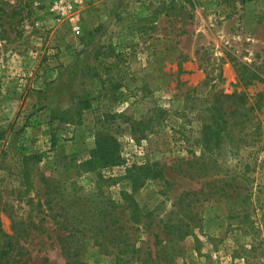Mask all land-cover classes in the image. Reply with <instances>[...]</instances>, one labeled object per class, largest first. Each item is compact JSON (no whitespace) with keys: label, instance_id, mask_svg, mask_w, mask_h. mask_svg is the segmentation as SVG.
<instances>
[{"label":"rangeland","instance_id":"rangeland-1","mask_svg":"<svg viewBox=\"0 0 264 264\" xmlns=\"http://www.w3.org/2000/svg\"><path fill=\"white\" fill-rule=\"evenodd\" d=\"M90 32L132 79L113 104L121 161L109 166L87 163L105 101L78 124L52 114L83 93ZM146 163L160 175L133 188L128 169ZM99 208L145 256L188 232L166 264H264V0H0V226L13 241L0 264H66L59 236L93 232ZM93 236L83 259L115 264Z\"/></svg>","mask_w":264,"mask_h":264},{"label":"trees","instance_id":"trees-1","mask_svg":"<svg viewBox=\"0 0 264 264\" xmlns=\"http://www.w3.org/2000/svg\"><path fill=\"white\" fill-rule=\"evenodd\" d=\"M92 34L90 32L89 38L87 36L82 37V41L85 43L86 50L88 51V60L82 73L83 93L78 96L70 107L53 110L52 114L59 120L78 124L83 121L84 112L93 107L95 100H101V103L105 101L107 108L105 109L101 105L98 108L99 112L95 114L97 118L96 124L99 125V130L97 129L96 132V147L93 150L92 159L87 163L109 166L121 161L119 140L112 131V123L116 121L115 118L118 117L119 111L113 107V104L119 97L120 93L118 91L123 86L131 87L128 82L130 80L132 81V79L129 76L127 63L123 57L114 53V49L111 48L112 45L109 46L113 52L108 54L103 53L102 47L98 48L96 45L93 46L91 44ZM221 118L227 124V117L222 116ZM201 132V141L205 144V147H210L209 144L214 134L213 125L209 121L204 122ZM208 152H210V155L215 154L212 148H208ZM196 158V156L188 158L186 162L192 164L191 166L196 169L198 175H205L209 168L208 162L203 160L199 163L198 167H195L194 163L199 161ZM127 173L126 177L132 183L133 188H137L138 186H142L145 183V179L150 175H160L161 169L153 168V166L146 163L141 166L134 165L133 168L128 169ZM217 192L220 194H229V190L226 188H220ZM211 193H213L212 190L209 194ZM124 194L125 197H123V200L129 202L128 205L133 209V216L137 218L142 214L141 208H139L136 200L129 193L124 192ZM99 211L104 218H100L96 229H91L93 232L89 233L88 228L81 229L80 227L73 226L69 233L59 236L61 249L67 260L66 264H90L83 259L85 241L90 235H94V244H100L103 251H106L108 254L114 253L117 259L115 264H123L124 254H132L134 259L141 260V264H166L169 256H172L173 253L171 240L174 241L176 237L179 239L184 238L188 234V232H183L182 229L175 231L172 228L170 232L173 234L169 238V242L160 246L158 254L152 255L149 252L150 254L145 256L146 253L142 254L141 248L137 247L133 241H130V236L126 231L125 225L116 218L109 216L110 209L99 208ZM66 227L65 225L64 228ZM2 235L8 237V239L1 240L0 253L3 257H10L13 241L11 240V236L3 233L0 226V239ZM71 241L76 243L73 244ZM163 251L164 254L162 253Z\"/></svg>","mask_w":264,"mask_h":264}]
</instances>
